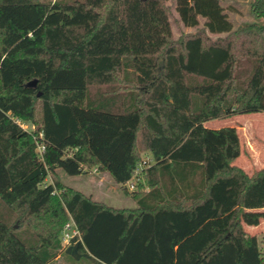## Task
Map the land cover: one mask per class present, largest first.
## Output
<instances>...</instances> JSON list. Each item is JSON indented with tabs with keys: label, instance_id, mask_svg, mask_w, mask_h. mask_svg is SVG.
I'll use <instances>...</instances> for the list:
<instances>
[{
	"label": "trees",
	"instance_id": "1",
	"mask_svg": "<svg viewBox=\"0 0 264 264\" xmlns=\"http://www.w3.org/2000/svg\"><path fill=\"white\" fill-rule=\"evenodd\" d=\"M241 1L175 0L183 25L204 19L175 40L169 0H0V264H93L64 251L70 218L100 264H264L243 224L264 167L235 164V126H206L264 112V22L236 26ZM144 150L136 208L44 183L97 167L126 187Z\"/></svg>",
	"mask_w": 264,
	"mask_h": 264
},
{
	"label": "rangeland",
	"instance_id": "2",
	"mask_svg": "<svg viewBox=\"0 0 264 264\" xmlns=\"http://www.w3.org/2000/svg\"><path fill=\"white\" fill-rule=\"evenodd\" d=\"M174 12V39L179 38L187 33L195 32L203 28L204 19H201V24L198 27H188L183 25L178 20V14L175 10V0H169L168 2ZM257 3L256 0H242L239 2V12H230L231 18L234 20L235 25L242 23H263L264 17H260L253 13L254 6ZM214 38L217 34L209 33ZM215 127L223 126H235L238 130L242 152L239 158L235 160V164L244 168L249 174H253L259 169L264 167V112H252L234 115L227 118L214 119L211 121ZM24 125L29 129L36 130L37 126L33 122L24 121ZM149 154V155H148ZM148 157L151 153L146 150L142 152V161L146 156ZM94 168H87V171L80 175H69L62 169L58 168L55 174H51L44 181L47 184L49 181L58 179L66 186L73 187L81 190L87 195H91L93 198L100 199L106 204L112 205L119 208H136V200L133 194L139 191L149 190L147 180L138 190L131 191L125 186L114 181L112 176L108 173L103 175V171L94 172ZM99 173V174H97ZM262 197L264 198V180L258 185ZM70 218L69 221H71ZM246 224H257L259 225L256 231L257 238H259V244L264 249V204L263 207L254 206L246 209L244 216ZM68 221V222H69ZM19 223H15L17 227ZM62 235V233H61ZM64 251L66 253L80 254L81 258H89L85 253L78 250L77 244L70 242H63ZM91 261V259H89ZM68 262H72L69 258ZM93 263V261H91ZM54 264V263H52ZM94 264V263H93Z\"/></svg>",
	"mask_w": 264,
	"mask_h": 264
},
{
	"label": "built area",
	"instance_id": "3",
	"mask_svg": "<svg viewBox=\"0 0 264 264\" xmlns=\"http://www.w3.org/2000/svg\"><path fill=\"white\" fill-rule=\"evenodd\" d=\"M18 122L24 129L33 130V129H29L28 127H26L24 125L23 120H18ZM34 137L37 143V151L40 155H42L46 149V144L43 140L44 134L43 132H41L39 136L35 135ZM148 155L142 161L138 163L132 178L129 179L125 183L126 187L129 190L131 191L138 190L139 187H141L140 185L145 183L146 171H147L146 169L149 168L153 164L152 155H150L149 157ZM62 232H63L61 235L62 241L66 243L72 241L73 238L75 237H80V233H81L73 219L65 224Z\"/></svg>",
	"mask_w": 264,
	"mask_h": 264
},
{
	"label": "crops",
	"instance_id": "4",
	"mask_svg": "<svg viewBox=\"0 0 264 264\" xmlns=\"http://www.w3.org/2000/svg\"><path fill=\"white\" fill-rule=\"evenodd\" d=\"M212 121V120H211ZM211 121H208L207 123H206V126H208V127H213V128H218V127H215L213 124H211L212 122ZM96 169V170H95ZM94 172H98V171H100L97 167H95L94 168V170H93ZM97 174H99V173H97ZM106 174H108L107 172L106 173H103V175H106ZM51 181H52V179H51ZM51 181H49V182H51ZM259 188H258V186L257 187H255L250 193H249V195H248V198H247V208H249V207H254V206H261V207H263V204H264V198L262 197V194H261V192H260V190H258ZM94 199H96V200H99L100 201V199H98V198H94ZM246 208V209H247ZM243 224H244V227L246 228V230L248 231V232H250V233H252V234H254V235H256V231L258 230V227H259V225H257V224H254V223H251V224H246V222H245V220H244V218H243ZM257 236V235H256ZM68 254H70V255H72V257L75 259V260H77V261H79L80 259H81V255L80 254H75V253H68ZM89 258L88 259H91V261H93V263L94 264H100V262L98 261V260H96L95 258H93V257H91L90 255H88V254H86Z\"/></svg>",
	"mask_w": 264,
	"mask_h": 264
},
{
	"label": "water",
	"instance_id": "5",
	"mask_svg": "<svg viewBox=\"0 0 264 264\" xmlns=\"http://www.w3.org/2000/svg\"><path fill=\"white\" fill-rule=\"evenodd\" d=\"M37 83H38L37 80H33V81L30 82V86H36ZM39 95H41V92H39Z\"/></svg>",
	"mask_w": 264,
	"mask_h": 264
}]
</instances>
